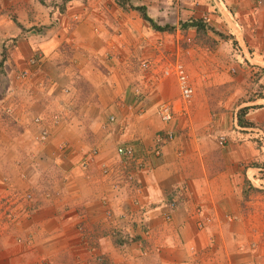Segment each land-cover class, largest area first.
Segmentation results:
<instances>
[{"label": "crops", "instance_id": "0c3cea01", "mask_svg": "<svg viewBox=\"0 0 264 264\" xmlns=\"http://www.w3.org/2000/svg\"><path fill=\"white\" fill-rule=\"evenodd\" d=\"M43 1L0 0V264H264V95L240 125L181 102L172 77L138 78L140 61L191 39V21L229 28L263 70L264 0Z\"/></svg>", "mask_w": 264, "mask_h": 264}, {"label": "rangeland", "instance_id": "374dc122", "mask_svg": "<svg viewBox=\"0 0 264 264\" xmlns=\"http://www.w3.org/2000/svg\"><path fill=\"white\" fill-rule=\"evenodd\" d=\"M43 4L47 2L44 0ZM233 36L224 25L207 24L188 41L184 42L183 38L179 49L166 53L165 58L146 60L149 64L147 69L142 66L144 61H140L138 78L145 83L161 78L175 79L174 75L162 76L160 70L176 60L182 61L196 88L189 107L201 103L199 112L210 118L237 117V111L244 103L264 95V71L244 57L241 46ZM127 76L134 77L131 78V86L139 83L136 76ZM173 85L179 92L176 79ZM220 139L223 142L219 144L224 145V138Z\"/></svg>", "mask_w": 264, "mask_h": 264}, {"label": "built area", "instance_id": "2783aa9c", "mask_svg": "<svg viewBox=\"0 0 264 264\" xmlns=\"http://www.w3.org/2000/svg\"><path fill=\"white\" fill-rule=\"evenodd\" d=\"M217 2L220 5H224L223 0H217ZM39 61H40V55L38 53L36 55L32 56L31 58H29V60H28L30 65L37 64V63H39ZM142 65L146 69L149 67L148 61L143 62ZM160 73L164 77L169 76V75H174V77L177 81L181 102L186 103V104L190 103V101L192 100L193 95H194V88H193L192 84L190 83L188 72H187V69H186L184 63L182 61L176 60L170 64H167L166 66H163L160 70ZM26 75H27V73L25 71H22V72L18 73L17 76L23 78V77H26ZM136 92L138 94L141 93V91H139V89H137ZM155 113L162 122H164V123L171 122L175 116V109H174L173 103L168 99L167 100H159L156 103ZM57 119H58V116H54V122H56ZM110 120L113 121L114 117L110 116ZM34 121L36 123H41V119L39 117H36L34 119ZM46 134H47V130L45 128H43L41 138L44 139L46 137ZM173 137H174V133L172 131H168L165 133H158L155 137L156 147L153 149V152L158 154L160 152L159 148H160L161 143L166 141V140H170ZM222 142H223V139H220L219 143H222ZM63 147H65V145ZM117 152L120 154L127 155V156H132V148L128 147V146H119L117 148ZM132 178H133V176H131V175L127 176V179H129V180H132ZM30 197H31L30 194L25 195L26 199H29ZM133 203L137 204V201L134 200ZM0 204H6L5 206H0V211L3 210L2 211L3 214H4V211L6 209L9 210V208H6L8 202L6 203L4 200H0ZM178 206H179V203L177 200L172 199V198L170 200H168L166 202V204L163 206V208L165 209L163 212L164 219L167 221L170 220L172 211L174 209H176ZM200 211L201 210L199 208H197L195 210L196 215H199ZM119 216H120V219L125 221V218H126L125 213H122V215H119ZM145 222H146L145 219H143V218L140 219V224L142 227H144L143 233L145 235H147L149 233V228H148V226H146ZM203 226H204V221L199 218L197 220V227L202 228ZM123 231H124V229H123ZM131 237H132V235L129 236V238H131Z\"/></svg>", "mask_w": 264, "mask_h": 264}, {"label": "trees", "instance_id": "16d2710c", "mask_svg": "<svg viewBox=\"0 0 264 264\" xmlns=\"http://www.w3.org/2000/svg\"><path fill=\"white\" fill-rule=\"evenodd\" d=\"M125 0H122L121 2L120 1H118L119 3H121V4H124L123 2H124ZM132 8H134V9H136V10H138L139 12H140V14H141V16H142V18L144 19V20H146L147 22H149L150 23V25L152 26V27H154V28H156V29H158V30H167V29H169V30H172L173 29V27L172 26H168V25H166V26H160V25H158V24H156L149 16H148V14H147V12H146V8H145V6H142V5H130ZM188 26H195L196 27V29L197 30H201V29H204V24L202 23V22H200V21H191L190 23H188V25L186 24V25H184V26H182V27H184V28H188ZM263 71H264V69H263ZM251 106H243V107H240L239 109H238V111H237V122H238V124H240V125H243V124H247V125H249V122H245V121H243V115L246 113V111L250 108Z\"/></svg>", "mask_w": 264, "mask_h": 264}]
</instances>
